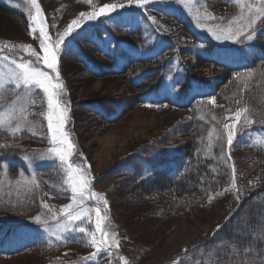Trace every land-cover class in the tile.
Instances as JSON below:
<instances>
[{"label":"trees","instance_id":"16d2710c","mask_svg":"<svg viewBox=\"0 0 264 264\" xmlns=\"http://www.w3.org/2000/svg\"><path fill=\"white\" fill-rule=\"evenodd\" d=\"M7 1L0 0V12L27 22L25 8L15 7L16 0ZM201 7L206 15L214 14L216 18L213 23L220 21L222 25L239 14L238 5L231 0H203ZM147 9L148 17L156 18L155 23L149 19L154 37L152 39L163 40L164 49L158 54L148 56L146 45L150 39L145 32L132 30L107 17L100 18L91 29L85 27L80 33L70 35L66 40L67 47L60 53L59 66L66 83H69V79L64 65L72 62L90 77H124L130 85L129 89L133 91L131 100L136 106L155 109L166 105L171 110L175 108L184 112L171 129L118 158L111 168L99 174L97 181L116 179L119 188L125 192L127 202L144 206L142 217L164 221L173 216L193 213L206 206L209 192L230 187L231 166L234 164L237 170L236 199L239 203L206 239L184 248L188 251L184 252L183 249L172 259L174 264H195L202 253L206 252L207 257H213V251L208 250L214 249L218 264H241V260L245 264H264V239L258 237L252 242L254 238L250 234L245 238L235 229L247 208L251 209L245 223L247 230L262 226L264 221L256 211L264 209V145L249 140L251 131L264 129V124L259 122L264 119V33L255 39L253 52L245 61L246 64L235 68L220 60L216 51V45L220 43L212 35L200 37L185 19L164 14L152 8L151 4H148ZM221 17L224 19L221 20ZM97 37L117 47L116 52H105L95 42ZM126 46L137 48L139 53L128 52ZM175 62L181 68L175 87L187 97L184 100L187 102L175 104L169 95L159 102H148L149 95L164 87L165 79ZM115 87L120 88V85ZM129 89L124 98L98 97L101 99L77 104L70 85L66 86L65 97L70 102V120L74 119L75 106L81 105L85 113L98 119L101 124L116 123L130 109ZM10 94L11 91L5 94L7 100ZM211 97L216 98V105L209 102ZM149 104L153 106L147 107ZM238 107H247L249 117L256 123L246 128L238 127L231 149L225 140L223 146L215 142L209 153L208 132L214 126L222 127L220 121L225 116H231ZM213 116L216 120L212 119ZM29 119L33 124L27 131L12 135L0 130V243H5L21 225L36 224L32 218L37 214L47 218L49 214L42 211L39 200L42 191L56 198L67 195L58 168L36 170L38 187L31 191H27L23 184L17 185L16 180L24 170L14 159L19 156L40 157L41 154L32 148L31 143L44 141L50 136L47 127L40 125L42 122L39 117ZM76 137L79 138L78 134ZM82 148L85 150L83 145ZM229 151L231 159L227 156ZM222 152L224 159L220 158ZM83 157L94 169L90 156ZM6 166L9 169L7 175L4 174ZM229 241L233 254H228L223 246L215 248ZM79 245L88 246L82 235L68 243L36 240L13 254L0 249V259L37 252L44 257L42 264H57L59 257L55 253ZM246 250L245 257L242 254ZM204 264H209L207 259Z\"/></svg>","mask_w":264,"mask_h":264},{"label":"rangeland","instance_id":"374dc122","mask_svg":"<svg viewBox=\"0 0 264 264\" xmlns=\"http://www.w3.org/2000/svg\"><path fill=\"white\" fill-rule=\"evenodd\" d=\"M153 1L156 2V5L167 10V12L175 10L180 13L189 12V14L196 18V25L203 33L212 35L208 31V28L222 25L220 21L213 23L214 19H210V16L204 13V10L200 6L202 0H199L198 3L196 0H188V7L179 2L167 4L161 0H151V2ZM38 2L44 13L48 31L53 39H56L58 38V33L66 27L68 21L76 18L80 12L93 10V4L98 10L104 3L122 2V0H92V3H88L86 0H38ZM197 15L201 18L200 20L197 19ZM145 16L146 13L142 8L136 7L134 11L129 10L120 17L125 23L138 25L144 21ZM90 22L88 23L92 24L96 20ZM201 23L205 27H201ZM178 37L185 39L181 36ZM222 42L224 44H233L231 47L233 50L228 54L221 55L223 59L233 62H242L245 59L248 50L244 42L238 43L239 45L233 41L223 40ZM21 44H30L37 52L41 55L43 54L38 39L34 38L33 34H30L29 20L24 22L0 12V50H2L0 51V56L7 55L18 60L21 57L24 59L31 58L28 51L19 47ZM151 45L152 41L148 47ZM160 48L161 45L157 46V49ZM0 63L9 62L0 61ZM64 70L66 77L69 79V83H65V85H70L72 96L77 104L83 101L100 100L106 96V98H124L125 93L128 94L127 91L130 85L124 77H90L85 75L79 65L72 62L66 63ZM117 85H120V88L116 89L115 86ZM172 88L173 78L168 77L163 93H169L178 97V94ZM129 90L130 109L116 123L103 125L98 119L90 117L89 113H85L81 105H76L73 113L74 119L73 121L69 119L66 125L67 130L72 134V141L77 146L76 154L71 157L72 162L81 163L80 154L82 153L83 156H90L95 165L94 169L90 170L91 176L92 174L94 176L92 187L95 191L104 193L108 200V216L111 223L110 231H114L117 234L120 240L119 249L110 250L111 254L108 251H102L96 259L84 261L82 257L91 254L95 249L89 245L71 246L54 254L59 257L57 264H99V262H103L104 264H124L119 259L121 256L127 259L128 264H174L173 256L184 248H188L206 239L211 231L220 225L239 203V200L236 199V190L228 187L225 188L229 189L228 191L221 189L209 192L208 195L213 196L212 201L209 202L207 198L206 206L197 209L193 213L183 216H173L164 221H158L142 217L144 206L127 202L124 196L125 192L121 187L119 188V182L117 183L116 179L100 180L98 183L97 177L99 174L111 168L118 158L171 129L175 122L184 114V112H180V110L175 108L171 110L165 105L158 106L155 109H149L141 105L136 106L133 100H131L133 91ZM37 94L38 96L35 98L37 105L29 107V118L39 117L42 122L40 125L47 127L46 117L41 115V113H46V101L43 98L42 90H38ZM13 99L15 97L11 92L8 101ZM21 103H24V101L18 102L16 107L18 108ZM8 106V104L0 105V111H3ZM77 134L79 138L76 137ZM249 137L252 142L256 143L257 137L264 139V132L259 131L256 134L250 132ZM48 140L49 135L48 139L34 141L31 143V146L38 154L42 155L51 147ZM82 145L85 150L82 148ZM16 160L21 162L24 174L28 179H31L32 173L37 167L49 166L56 162L63 181L64 174L60 169L58 160H41L39 157L37 159H25L22 156L17 157ZM221 192L223 195H216V193ZM66 194L63 198H56L48 192L42 191L39 200L40 203L41 201H46L52 206V211L56 212L59 218L62 216L60 211L62 206L71 202V192L67 187ZM87 204L92 206L94 201H89ZM42 211L48 213V210L43 208V206ZM256 211L264 218V209ZM250 212L251 209L248 210V208L244 211L240 216V223L237 224L235 229L236 232L242 233L245 238L249 237L250 234L254 238L252 242H255L258 237L264 239V221L262 226L247 230L245 223L250 217ZM51 225L55 227V222ZM77 226H80L79 222H77ZM84 226L89 227L90 230L93 227L92 224H85ZM21 227L17 232L10 235L8 242L5 244V247L11 251H15L17 248L33 241L38 235L48 243L57 242L55 237L50 236L40 225H23ZM79 235L84 236V234L78 232L65 233L66 239L60 241V243H68ZM84 237L86 240L88 239L86 236ZM221 244L226 248L225 251L228 250V254H233L230 241ZM42 261H44V257L39 253L34 252L31 254L30 252H26L6 259H0V264H42Z\"/></svg>","mask_w":264,"mask_h":264},{"label":"snow or ice","instance_id":"6c2138e0","mask_svg":"<svg viewBox=\"0 0 264 264\" xmlns=\"http://www.w3.org/2000/svg\"><path fill=\"white\" fill-rule=\"evenodd\" d=\"M92 3V0H86ZM151 0H122V2L104 3L103 6L96 9L93 4V10L87 12H80L79 15L72 19L67 26L58 33V38L53 39L48 31V25L45 20L44 13L38 0H26L27 7L25 11L29 20L30 34L38 39L39 46L42 49V55L37 52L30 44H21L19 47L29 52L31 58L24 59L11 58L7 55L0 56V61H7L9 63H0V105L8 104L3 111H0V130L6 133L15 135L22 130L32 126L33 122L29 119V107H35L37 101L35 99L38 90H42L43 98L46 101V113L41 115L46 117L47 130L50 134L48 143L51 145L39 158L41 160L50 159L59 161L60 169L64 174L63 185L71 192V202L62 206V216L58 218V214L52 211L46 201H41L43 208L48 210L47 218L43 214H37L32 219L37 225L44 228L50 236L55 237L57 242L66 239L65 233L78 232L84 234L89 246L93 247L95 251L91 254L82 257L84 261H92L96 259L102 251H108L111 254L112 249H119L120 240L114 231H110L111 223L108 216V200L104 193L97 192L92 187V180L94 179L90 173V165L86 163V158L83 157L82 162L77 164L72 162L71 157L76 154V144L71 139V133L67 130L66 125L70 119V102L64 99L66 94V85L61 77L59 70V59L62 50L67 47L66 40L77 30L82 29L90 21H95L99 17L109 16L118 9H123L126 6L133 4L143 8L150 3ZM179 3L189 6L188 0H178ZM198 3L199 0H196ZM234 3L239 7V14L233 20H229L227 24L218 25L215 28L209 27L208 31L212 33L216 40L233 41L242 43L244 41H253L261 33H264V0H234ZM210 19L216 17L211 15ZM154 23L155 17H148ZM197 19L201 18L197 15ZM221 20L224 18L221 17ZM205 27L204 24H200ZM14 47V46H13ZM2 51V50H0ZM50 70V71H49ZM251 76V73H248ZM239 79V74L237 75ZM12 92L15 99L8 101L6 93ZM24 101L17 108L16 104ZM211 104L215 105L216 98L211 97ZM239 103V101H237ZM149 104L147 107H152ZM158 106V105H157ZM166 106V105H165ZM249 109L247 107H238L232 112L231 116H225L223 121H220L222 127H213L207 134L208 137V151L215 142H220L223 146L225 140L229 149L233 146L236 139L238 127L246 128L253 123H256L248 115ZM216 120V117H212ZM231 120V123L224 122ZM264 124V119L259 121ZM256 143L264 144V139L256 138ZM7 145H4L6 147ZM228 159H231L230 151L227 154ZM221 159H224L222 152ZM25 159H30L25 157ZM231 189H237L236 181V167L231 166ZM8 167L4 169V174H8ZM2 183V181H0ZM17 185L23 184L27 191L38 187L35 175L28 179L23 172L19 174V179L16 180ZM229 189H225L228 191ZM216 195H223V193H216ZM209 202L212 201L213 196L208 195ZM237 198H239L237 196ZM94 201L92 206L87 202ZM94 213V221H93ZM49 220L55 222V227L49 223ZM79 222L80 226H77ZM85 224H92L90 228L84 226ZM219 228V225L217 226ZM223 245H217L215 248H220ZM187 252L188 249H184ZM213 257H207V253H202L201 258L196 259L195 264H204L207 259L209 264H218V258L215 257V250ZM247 256V250L243 253ZM124 264H128L125 257H119ZM241 264H245L241 260Z\"/></svg>","mask_w":264,"mask_h":264}]
</instances>
